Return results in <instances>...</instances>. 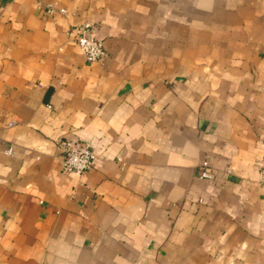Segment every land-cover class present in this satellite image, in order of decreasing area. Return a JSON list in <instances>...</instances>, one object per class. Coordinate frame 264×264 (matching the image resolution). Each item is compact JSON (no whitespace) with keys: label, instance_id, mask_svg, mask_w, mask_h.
I'll return each mask as SVG.
<instances>
[{"label":"crops","instance_id":"0c3cea01","mask_svg":"<svg viewBox=\"0 0 264 264\" xmlns=\"http://www.w3.org/2000/svg\"><path fill=\"white\" fill-rule=\"evenodd\" d=\"M49 1L0 0V264H264V0Z\"/></svg>","mask_w":264,"mask_h":264},{"label":"built area","instance_id":"2783aa9c","mask_svg":"<svg viewBox=\"0 0 264 264\" xmlns=\"http://www.w3.org/2000/svg\"><path fill=\"white\" fill-rule=\"evenodd\" d=\"M35 4L37 8L43 9L49 14L66 12L64 6L54 1L35 0ZM94 29L95 24L93 22L90 20H83L73 27H70L68 29V34L84 52L88 60L101 61L104 60L107 50L102 39L94 33ZM59 145L62 154V169L64 171L82 173L93 165L96 152L85 142L64 137L59 140ZM11 151L12 148L7 149V152ZM258 170V182L264 188V152L258 162ZM229 171L230 169H227V172ZM198 176L200 178L212 176V171L207 160L202 162V168Z\"/></svg>","mask_w":264,"mask_h":264}]
</instances>
